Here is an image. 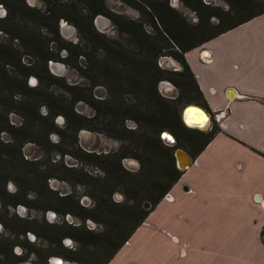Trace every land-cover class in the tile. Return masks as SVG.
<instances>
[{"label": "trees", "instance_id": "1", "mask_svg": "<svg viewBox=\"0 0 264 264\" xmlns=\"http://www.w3.org/2000/svg\"><path fill=\"white\" fill-rule=\"evenodd\" d=\"M43 1L46 3L44 10L30 6L25 0H0L7 8L6 14L0 17V30L11 39H18L23 51L36 55L37 63L41 64L38 70L32 64L22 63V52L14 45L0 41V224L6 233L13 236L0 233V264H20L30 253L35 255L31 264H48L47 257L50 252L53 253L49 250L50 246L61 245L64 236L78 243L72 250L63 249L60 252L67 258L80 264H107L142 224L151 208L157 205L180 177L182 170L176 165L175 150L185 149L183 141L187 142L190 146L185 150L194 157L219 131L214 119L211 128L200 134L198 129L187 128L181 120V111L185 105L179 108L180 103H196L206 107L204 96L185 61L184 53L264 13V0H225L229 5L227 9L208 8L201 0H198V6H193L184 0L185 4L199 13L200 19L195 24L186 21L180 12L169 6L168 0L142 3L129 0L131 5L146 16L154 32L145 30L140 20L92 7L97 4L102 6L103 0H88L91 7L89 13L83 16L77 14V8L72 2ZM203 10L207 11L206 17L201 14ZM100 12L111 17L120 34L129 36L133 42L131 48L123 47L117 40L105 37L94 28L92 20ZM212 16L217 18V23L209 21ZM15 17L37 21L46 28L52 24V31L58 30L61 18L70 20L79 29V25L85 23L87 34L84 47L91 53L102 50L104 57L96 68L89 70L76 64L81 73L89 77L90 83H65L63 87L67 97L53 94L49 84L59 76L50 72L47 66L49 60L59 58L58 51H49L48 39L40 32H27V29L14 24ZM162 55L173 56L181 68L172 72L160 68L157 59ZM72 56L76 60L80 56L88 59V52L80 43L69 42L67 55L60 59L68 63ZM90 70L105 79L107 98L100 100L94 97L92 90L96 80L88 74ZM29 75L37 78L35 85L28 84ZM162 79H169L178 88L177 97L167 98L158 92L157 84ZM17 93L23 96L17 98ZM125 94L132 97L131 101L121 96ZM79 101L93 106L95 114L91 118L75 111L74 107ZM97 103L103 104L107 117L106 123L100 124L101 127L96 124L101 113ZM42 105L47 106L45 114L39 111ZM12 111L22 117L20 125L10 123L8 115ZM58 114H62L66 120L63 131L71 132L72 143H76L77 133L85 127L111 137L122 138L121 132L131 135L128 142H124L115 151L80 149L85 157L83 161L101 169L103 177L93 175L84 168L76 169L62 163L45 169L44 160L49 159L50 152L45 145L51 144L49 134L61 131L54 123ZM127 119L134 120L136 128L127 129L124 124ZM183 128L196 132L190 135ZM4 131L10 135L6 141L1 138ZM163 131L175 137L173 145L161 143ZM198 135L201 139L197 138ZM28 141L36 142L43 149L38 158L25 156L23 147ZM128 156L139 160L137 171H129L123 166L122 159ZM50 177L89 185V193L94 199L93 206L89 209L79 204L77 196L72 192L59 194L58 190L50 187ZM7 181L15 184L14 191L6 190ZM115 189L123 192V201L111 200L110 195ZM30 191L36 195L34 201L27 197ZM145 202H148L149 208L144 207ZM18 204L41 212L51 210L62 218L72 214L81 219L82 224L72 225L65 219L57 223L46 221L44 217L41 220L22 217L10 211V207L14 208ZM96 213L106 214L110 218L101 220L96 217ZM112 215L117 216L116 221L110 220ZM87 218L104 222L105 228L97 232L86 229L83 222ZM123 227L127 229L123 230ZM28 232L35 236V240L42 239L44 247H35V240H25L26 254L14 253L18 237H28ZM64 238L62 240L65 245ZM260 239L264 246V224L260 230Z\"/></svg>", "mask_w": 264, "mask_h": 264}, {"label": "crops", "instance_id": "2", "mask_svg": "<svg viewBox=\"0 0 264 264\" xmlns=\"http://www.w3.org/2000/svg\"><path fill=\"white\" fill-rule=\"evenodd\" d=\"M184 58L219 131L107 264H264V13Z\"/></svg>", "mask_w": 264, "mask_h": 264}, {"label": "rangeland", "instance_id": "3", "mask_svg": "<svg viewBox=\"0 0 264 264\" xmlns=\"http://www.w3.org/2000/svg\"><path fill=\"white\" fill-rule=\"evenodd\" d=\"M27 4H29L30 6H33L35 8H39L41 10H44L46 7V3L43 0H35V1H30V0H25ZM65 3H74L76 6V10H77V14L78 15H85L89 13V7H91V3L88 0H79V1H73V0H61ZM145 1L148 2L150 0H130V2H141ZM190 4H192L193 6H198L199 2L198 0H187ZM205 5L209 6L208 8H221V9H227L228 8V3L225 0H201ZM168 4L169 6L173 7L175 10H177L178 12H180L184 18L186 19V21H188L191 24H195L199 21L200 16L199 13H197L196 11H194L190 6H188L187 4H185L184 0H168ZM93 8H101L102 10H106L110 13L113 14H120L122 17L124 18H128V19H135V20H140L143 23V26L145 28V30L149 31V32H154V29L152 28V25L146 20V16L136 7H134L133 5H131L129 3V0H103L102 1V6L101 4H97L95 6L92 5ZM7 12V8L5 5H3L2 7H0V17H3ZM70 14V12H69ZM103 15L105 17H107L109 19V23L106 26L100 27L96 22L93 21V26L94 28L100 32L102 35H104L107 38H111V39H115L117 40L119 43H121L120 45H122L125 48H131L133 45L132 40L129 39L128 35L125 34H120L119 31L117 30L116 26L113 24V21L111 19V17H109L105 12H100L96 15ZM203 17L207 16V11L203 10L201 12ZM95 15V16H96ZM209 21L213 24L217 23V18L215 16H212L209 18ZM63 22H66L68 25H71L75 28L74 32L72 34H64L63 32L60 31V25L63 24ZM14 24H17V26H21V28H25L27 29V32H31V33H41L45 39L47 38L48 41V46H49V51L52 53H55L56 51H58V56L59 58H53L52 60L48 61V69L50 72H52L53 74L59 76L53 83L49 84V90L55 94V95H61L63 97H67L68 94L65 92L64 89V84H74V83H79V84H83V85H88L90 83L89 77L84 75L83 73H81V71L78 69V67L76 66V64L81 67L84 70H89V68H96V66H98L99 61H102L104 59L103 57V51L99 50L97 53H91L87 48L84 47L85 45V35L87 34V30L85 28L86 24L85 23H81L80 29L70 20H67L65 18H61L58 22V30L57 31H52L54 29L52 24H49V28L43 27L42 25L38 24L37 21H30L27 19H18L17 17L14 18L13 21ZM5 27L10 28V26L5 25ZM12 28V27H11ZM0 41L3 42H7L10 43L12 45H14L17 49H19L20 52H22L21 55V61L22 63L25 64H32V66L35 67V69L40 68L41 64L37 63V56L36 55H31L29 53H25V51H23L22 45H20V42L18 39L14 38L11 39V37L5 33L4 31L0 30ZM71 42V43H80L82 48L88 52V59L80 56V58H78L77 60L72 56L71 61L70 62H65L62 61L60 58L65 57L67 55V44ZM59 47V48H58ZM58 48V49H57ZM163 56H167L172 58L175 63L173 64L171 61L169 60H165L162 61L161 57ZM165 59V58H163ZM50 61H55V62H61L64 64V70L60 73V74H56L49 66V62ZM157 64L160 68H162L163 70H166L167 72H172L174 70H178L177 68L179 67V65H181L173 56L171 55H162L157 59ZM179 64V65H178ZM12 70V69H11ZM88 74L90 76H94V80H96V85L93 88V95L96 99H104L108 97V90L107 87L105 85V79L97 72L95 71H88ZM34 78V82H31V78ZM37 82V78L34 75H29L28 76V84L29 85H35ZM164 82L166 83H170L171 86H166L164 84ZM157 88H158V92L167 97V98H175L178 96L179 94V90L178 88L169 80V79H162L158 82L157 84ZM117 96L120 95V93H116ZM17 98L22 97L23 95H21L20 93H17ZM123 98H127L128 101H131L132 97L129 94H125V95H121ZM115 97V95H114ZM180 107H183L185 104L184 103H180ZM196 104V103H194ZM97 106L100 107L99 110L101 109V113L99 115V118L97 120L98 127H101L100 124L106 123L107 117L105 116V112H104V108H103V104H98ZM75 111L82 114L83 116L87 117V118H91L94 114H95V109L93 108V106H91L89 103L84 102V101H79L75 107H74ZM39 111L42 114H45L47 112V106L42 105L39 107ZM9 117V121L12 124L20 125V123H22V117L16 112V111H12L9 113L8 115ZM109 118V117H108ZM54 123L57 126L58 129H60V133L59 132H51L49 134V141L51 144H46V148L50 149L49 151V159H45L44 163L45 164V169H49V168H54L53 165L58 164V163H62L65 166H71L73 168L79 169V168H84L85 170L89 171L90 173H92L93 175L99 176V177H103L104 173L101 169L91 166L90 164L85 163V160L83 161V159H85V157L82 155L80 149L84 150V151H96V152H108V151H115L117 150L124 142H128L129 138L131 137V135L127 132H121V137L123 138H117V137H111L106 135L103 132L100 131H95V130H91L89 128H83L80 129L79 132L77 133V139H76V143H72V134L71 132L67 131H63L65 125H66V120L64 118V116L62 114H58L55 116L54 119ZM213 119L211 118V121L208 123V125L202 129L199 130V134L200 132L205 133L207 132L211 126L213 125ZM125 127L127 129H134L137 126V123L134 120L131 119H127L125 122ZM186 130V132L193 133V135L195 134L194 132H196V130H187L183 128V131ZM200 135L197 136V138ZM1 138L3 140H8L10 138V135L8 132L4 131L1 134ZM196 139V138H195ZM200 142V140H198ZM161 143L164 145H173L174 143H170L168 141H166L164 138L161 140ZM184 147L185 149H189L188 147L190 146L189 143L184 142ZM61 151L63 153H61ZM23 152L25 154L26 157L30 158V159H35L38 158L42 153H43V149L36 143L33 141H28L24 144L23 147ZM122 164L123 166H125V168H127L129 171H137L140 167V162L138 159L134 158V157H125L122 159ZM49 185L50 187H52L53 189H56L59 191V194H65L68 192H72L74 193L75 196H77V199L79 201V204L87 207V208H91L94 204V199L93 197L90 195V190L91 187L87 184H79V183H71L69 181L66 180H60L56 177H50L49 178ZM6 190L8 191H14L15 190V184L12 181H7L6 185H5ZM27 197L29 200L34 201V199L36 198V195L34 194L33 191H30L27 194ZM111 200L114 202H121L125 199V196L123 194V192H121L120 189H115L111 195H110ZM22 205L25 209L23 213H20L18 210V206ZM145 207V206H144ZM150 205L148 204V207L145 208H149ZM154 208V207H153ZM151 208V210L153 209ZM10 211L14 212L16 214H18L19 216L22 217H30V218H38L39 220H41L43 217L45 218V220L50 221L47 218V212L49 211H44L41 212L35 208H32L30 206H26L24 204H18L17 206L10 207ZM99 214V215H98ZM67 215H69L70 217H67ZM96 217L100 218L101 220H106L105 218H110L108 217L106 214H101V213H96ZM117 216L112 215L111 216V221L115 220L116 221ZM67 223H70L72 225H80L82 224L81 219H79L78 217L72 215V214H66L65 217L62 218V216L60 214H56V217L54 218V220H52L51 222H57L60 223L61 220H64ZM107 221H109V219H107ZM131 221V220H130ZM84 226L86 229H91L92 231H101L105 228L104 222H100L97 220H94L92 218H87L85 219V221L83 222ZM128 227V225H127ZM126 227V229H127ZM125 227H123V230H126ZM0 233L1 234H5L9 237H13L11 236L9 233H6L3 229V227H0ZM29 233H27L28 237H18V243H16L14 245V253L17 254H26L25 251V247L26 245L24 244L25 240H30V241H34L33 237L29 238ZM32 234V233H30ZM64 237H68V236H64ZM61 238V245H51L49 250L53 251L50 252L49 256L47 257V262L49 259H51V257L53 256H59L63 259L64 263H70V264H80L77 261L71 260L70 258H67L66 256H64L62 253H60L61 251H63V249H67V250H72L74 247H76L78 245V243L76 242V240L71 239L70 243H66L65 245L63 244V238ZM69 238V237H68ZM35 243V247L36 246H41L44 247L45 242L42 239H37L34 241ZM24 244V245H23ZM147 245H152V242L146 243ZM141 242H140V246H141ZM263 255H260V258L262 260H264V251ZM28 257L22 261L20 264H31L34 260H35V255L33 253H30L27 255Z\"/></svg>", "mask_w": 264, "mask_h": 264}, {"label": "water", "instance_id": "4", "mask_svg": "<svg viewBox=\"0 0 264 264\" xmlns=\"http://www.w3.org/2000/svg\"><path fill=\"white\" fill-rule=\"evenodd\" d=\"M33 1V0H31ZM94 21L99 25L101 26L100 24L103 23L104 25L103 26H106L110 21L107 17L103 16V15H97L94 19ZM63 24H61V31L68 35L70 33H73V31L75 30V28L71 25H68L66 22H63ZM162 58H169L167 56H163L161 57ZM173 60V59H172ZM175 62V61H174ZM179 65V64H178ZM49 66L50 68L56 73V74H60L63 70H64V64L61 63V62H55V61H50L49 62ZM180 66V65H179ZM34 78L32 77L31 78V82H34ZM170 84V83H169ZM228 96L229 97H233L231 96V94L228 93ZM187 108H196L198 110H201L203 112V114H208L207 117H208V123L211 121V114L202 106L198 105V104H194V103H189V104H186L185 107L183 108V111L181 112V119L185 122V119H184V112ZM207 122V121H206ZM187 124V122H185ZM188 125V124H187ZM208 125V124H207ZM190 127H194V128H198L200 129L199 126H191V125H188ZM161 136L162 138L166 139L168 142L170 143H174L175 142V137L168 131H163L161 133ZM175 156L177 157V167L180 169V170H184L186 169L191 163H192V159L190 158V156L184 151V149L182 148H177L175 150ZM259 195H256L255 198L256 199H259ZM144 206L145 207H148V202H145L144 203ZM24 207L22 205H19L18 206V210L20 213H23L24 212ZM56 217V214L54 211H51L49 210L47 212V218L52 221L54 220V218ZM67 217H70L69 215H67ZM0 227H1V224H0ZM31 237L33 236V234H29ZM65 242L66 243H69L71 242V239L70 238H65ZM50 263L51 264H63V259L60 258V257H57V256H53L51 259H50Z\"/></svg>", "mask_w": 264, "mask_h": 264}, {"label": "bare ground", "instance_id": "5", "mask_svg": "<svg viewBox=\"0 0 264 264\" xmlns=\"http://www.w3.org/2000/svg\"><path fill=\"white\" fill-rule=\"evenodd\" d=\"M64 25V23H63ZM101 26L100 27H103V23L100 24ZM162 61H165L166 59H161ZM167 60L171 61L173 64L175 63L174 60H172V58H167ZM164 84H166V82H164ZM187 111V112H186ZM186 115V116H185ZM208 114H203V112L201 110H198L196 108H187L184 112V119H185V122H187L188 125H191V126H199L200 129H204L207 124H208V117H207ZM207 121V122H206ZM198 123V124H193V123ZM63 264H70V263H64L63 261Z\"/></svg>", "mask_w": 264, "mask_h": 264}, {"label": "flooded vegetation", "instance_id": "6", "mask_svg": "<svg viewBox=\"0 0 264 264\" xmlns=\"http://www.w3.org/2000/svg\"><path fill=\"white\" fill-rule=\"evenodd\" d=\"M30 1H31V0H30ZM33 1H35V0H33ZM2 6H3V4L0 3V7H2ZM100 15H101V14H100ZM96 16H97V15H96ZM96 16H95V17H96ZM94 22H95V21H94ZM60 31H61V26H60ZM61 32H62V31H61ZM73 32H74V31H73ZM70 34H72V33H70ZM29 234H30V233H29ZM30 237H31V236L29 235V238H30ZM32 237H33V239L35 240V236L33 235ZM64 243L66 244V242H65V238H64ZM69 243H70V242H69ZM57 257H59V256H57ZM51 258H52V257H51ZM60 258H61V257H60ZM48 264H51V263H50V259L48 260Z\"/></svg>", "mask_w": 264, "mask_h": 264}, {"label": "built area", "instance_id": "7", "mask_svg": "<svg viewBox=\"0 0 264 264\" xmlns=\"http://www.w3.org/2000/svg\"><path fill=\"white\" fill-rule=\"evenodd\" d=\"M219 114H220V113H219ZM219 114H214V115H213V117H214L215 120H218V115H219Z\"/></svg>", "mask_w": 264, "mask_h": 264}]
</instances>
